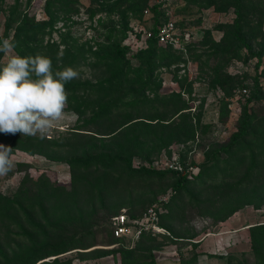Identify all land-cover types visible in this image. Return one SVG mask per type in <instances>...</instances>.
Returning <instances> with one entry per match:
<instances>
[{
    "label": "trees",
    "instance_id": "trees-1",
    "mask_svg": "<svg viewBox=\"0 0 264 264\" xmlns=\"http://www.w3.org/2000/svg\"><path fill=\"white\" fill-rule=\"evenodd\" d=\"M198 1L217 12L233 10L231 23L215 27L221 31L217 40L211 37L210 29H203L201 38L185 44L182 53L157 44L152 37L146 48L132 54V63L125 55L129 47L121 44L127 20L140 16L148 7L155 13L150 28L154 31L163 17L160 2L148 6V0H100L98 10L105 13V18L98 20L103 28L101 38L87 51L94 62L106 67L108 75L65 84L66 110L78 117L77 124L56 138L0 133L1 144L11 147L12 153L19 150L51 161L64 159L70 176L65 186L49 181L44 174L35 178L24 174L12 193H0V264H70V259L59 257L73 249H81L75 251L79 259L117 254L119 264H155L152 251L159 245L156 236L171 243L187 241L191 254L177 264H196L198 241L189 240L195 234L178 232L173 224L182 216L183 207H195L198 215L209 217L214 225L245 206H264V114L252 106L243 108L235 131L225 143L207 144L201 163L191 164L197 168L193 175L185 171L187 163L182 157H178L182 172L155 169L151 162L132 164L133 158L167 151L171 143L192 141L207 127L200 111L193 115L191 102L182 95L190 93L189 83L179 88L182 91L159 93L156 71L177 65L188 55L199 70L209 72L212 82L229 94L228 77L219 72L223 64L231 59L255 58L260 62L264 58V1ZM68 2L44 0L46 19L34 20L21 13L18 0H14L4 18L0 41L11 40L15 55H43L51 59L54 71L61 69L54 68L57 52L51 51V43L43 44L42 40L50 36L57 11L71 12ZM59 59L64 64L68 54ZM184 81V77L178 80L179 87L183 88ZM249 91L248 102L264 99L261 86L255 85ZM220 101L224 109L226 102ZM61 152L68 157H62ZM164 179L171 180V192L159 204L157 214L159 226L169 235L143 232L132 244L113 236L112 216L123 213L127 219H134L145 209L139 213L132 210L134 204L125 197L129 190L119 186L133 182H148L149 186ZM152 196L148 194L149 199ZM125 205L128 210H120ZM97 218L101 224L106 221V244H116L115 249L90 248L94 245L91 228ZM247 233L250 259L228 255L223 264H264V222L249 225Z\"/></svg>",
    "mask_w": 264,
    "mask_h": 264
},
{
    "label": "rangeland",
    "instance_id": "rangeland-1",
    "mask_svg": "<svg viewBox=\"0 0 264 264\" xmlns=\"http://www.w3.org/2000/svg\"><path fill=\"white\" fill-rule=\"evenodd\" d=\"M13 2L14 0H3L0 4V35L2 34L4 18L9 13ZM99 2L100 0H70L68 4L71 12L64 14V11H57L50 36L46 35L42 40L43 44L45 42L51 43V51L57 52L55 69L70 66L80 73L79 78L73 79L75 81H93L108 75L106 67L94 62L87 51L88 46L94 45V42L101 38L99 35L103 29L101 21L105 18V13L98 10L100 8ZM157 2H160L163 16V20L160 19L159 22L172 21L178 33L188 34L191 43L199 40L203 29L206 28L211 30V37L217 40L221 35V31L215 30V27L221 23H231L234 18L231 8L223 12H217L212 6L203 7L198 0H148V6ZM18 3L19 11L26 14V16H32L34 20L46 19L43 9L44 0H18ZM154 16L155 13L146 7V12L142 11L140 16H130L128 18L125 37L121 41V44L129 47V51L125 54L127 58L132 60L133 53L147 46V42L144 47L135 45L131 35L134 32L133 28H142L143 30L151 28ZM112 17L114 20L116 19L115 16ZM99 19L101 21H98ZM262 29L264 30V23ZM75 52L76 54L73 56ZM0 54V66H2L7 56L3 52H0ZM63 54H68V59L64 64L59 59V56ZM132 63H134L133 60ZM219 72L228 77L229 94H225L221 87L219 88L218 85L212 82L209 72L199 70L197 63L192 61L188 55L177 65L160 68L156 71V79L160 80L159 93L178 91L184 89V87L186 88L187 83H189L190 93H182V95L191 102L190 112L193 115L200 111L201 121L207 127L203 131L197 132L192 141L171 143L167 151L162 150L159 154L150 155L148 158H133V165L138 163L149 164L162 152L169 158L175 155L182 157L188 165H198L203 159L202 152L206 149L207 144L225 143L228 140L229 135L236 129L243 108H249V106L251 108L252 106L260 114H264V99L248 102L251 96L249 90L255 85L261 86L264 90V58L260 62H257L255 58H249L246 61L231 59L223 64ZM183 77L185 81L181 83L182 88L179 87L178 80ZM240 86L246 88V93L236 94L234 92V88L238 87L239 89ZM220 99L226 102L224 109ZM199 106L200 108H198ZM65 112L70 120L74 113L66 109ZM75 124H77V120L75 123H61L51 129L45 137L56 138L74 127ZM59 154L62 157H68L65 152ZM12 159L14 160L13 169L6 176L0 177L1 194L12 193L24 174H28L32 178L44 174L49 181L55 184L65 186L69 184V170L64 159L51 161L42 156L29 155L19 150L13 151ZM193 168L197 170L196 167ZM126 184L123 183L119 187L125 185L124 187L129 190L128 196L125 194V197L130 198L131 203L134 204L132 210L136 213L142 211L151 202L148 201L151 198H148V194L153 193V199L149 200L155 203L158 197L168 196L171 192L170 179L153 181L149 186L148 182ZM141 202L144 203L140 207ZM183 208L182 216L176 218L173 224L178 232L195 234L189 240L192 242L198 241V245L194 250V253L197 254L196 264H223L224 258L228 255H233L238 259H250L247 227L264 222V206L259 209L245 206L226 220L214 225L209 217L198 215L195 207L186 205ZM121 209L127 211L128 206L125 205ZM98 215L100 216V213ZM232 216H235V219H229ZM101 223L100 218H97L96 224L91 228V232H93L91 240L94 241V245L90 248L115 249L116 244H106L107 234L103 228V226L106 228V221L103 224ZM231 229L233 231L229 232L228 230ZM221 238L223 239L220 240ZM155 240L159 242L158 248L152 251L155 264H177L180 258H187L191 254L189 251L190 246L185 244L187 241L171 243L164 241L162 236H156ZM76 250L81 251V249H73L65 252L59 258L70 259V264H119L117 254H114L113 257L111 254H106L79 259L76 256ZM217 254H222V256L218 258Z\"/></svg>",
    "mask_w": 264,
    "mask_h": 264
},
{
    "label": "clouds",
    "instance_id": "clouds-1",
    "mask_svg": "<svg viewBox=\"0 0 264 264\" xmlns=\"http://www.w3.org/2000/svg\"><path fill=\"white\" fill-rule=\"evenodd\" d=\"M14 48L11 40L0 41L7 56L0 66V133L44 138L61 123H75L78 117L69 120L65 112V84L80 73L70 66L54 71L49 57L15 55ZM13 167L12 148L0 144V177Z\"/></svg>",
    "mask_w": 264,
    "mask_h": 264
},
{
    "label": "built area",
    "instance_id": "built-area-1",
    "mask_svg": "<svg viewBox=\"0 0 264 264\" xmlns=\"http://www.w3.org/2000/svg\"><path fill=\"white\" fill-rule=\"evenodd\" d=\"M146 12V9L143 10ZM132 37L133 42L138 47H144L148 39L154 37L157 44L167 45L182 53L185 52V44L189 40L187 33H178L176 26L172 21H164L156 26L154 31L142 28H133ZM138 36V37H137ZM236 94H244L245 88H239L234 91ZM146 165V164H145ZM151 165L155 169L172 170L175 172H182L183 165L178 156L167 157L165 153H161L156 159L151 161ZM185 171L195 174L196 170L191 165L185 164ZM189 176V175H188ZM166 196H160L155 203H151L145 207L139 217L134 219H127L123 213H119L111 217L112 234L115 237H122L131 242L135 240L141 233L149 232L150 234H165L169 233L158 224L159 204L167 199Z\"/></svg>",
    "mask_w": 264,
    "mask_h": 264
},
{
    "label": "crops",
    "instance_id": "crops-1",
    "mask_svg": "<svg viewBox=\"0 0 264 264\" xmlns=\"http://www.w3.org/2000/svg\"><path fill=\"white\" fill-rule=\"evenodd\" d=\"M234 213H236V212H234ZM232 217H234V218H232ZM231 218H229V219H235V216H232ZM229 221H231V220H229ZM229 232H232L233 231V229H231V230H228ZM221 234V233H220ZM223 238H221L220 240H222ZM218 242H219V240H217ZM217 242V243H218Z\"/></svg>",
    "mask_w": 264,
    "mask_h": 264
}]
</instances>
